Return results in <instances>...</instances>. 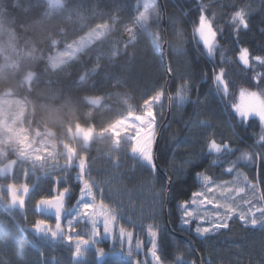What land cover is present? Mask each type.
Here are the masks:
<instances>
[{"label": "trees", "instance_id": "obj_1", "mask_svg": "<svg viewBox=\"0 0 264 264\" xmlns=\"http://www.w3.org/2000/svg\"><path fill=\"white\" fill-rule=\"evenodd\" d=\"M138 1L0 0V98L9 95L25 102L23 126L31 142L44 138L56 152L52 170L33 174L35 196L25 209L7 207L6 186L14 180L0 175V264H41V259L43 264H144L138 254L129 259L126 246L122 252L117 240L88 245L84 259L77 262L73 246L54 245L50 237L41 239L31 231L40 219L36 200L49 193L70 154L73 159L86 156L87 177L95 185L97 201L103 199L121 217L117 233L119 227L133 233V251L137 239L145 252L149 250V227L158 225L154 230L163 264H198L197 256L202 264H264V228L234 219L228 229L199 237L193 232L194 223L190 230H181L176 207L201 189L197 172L215 182L231 181L235 172H243L264 196V126L255 117L241 120L232 108L241 89L264 99V75L255 79V72L264 73V66L251 61L255 68H245L239 61L242 47L249 49L250 60L264 56V0H157L145 9L137 6ZM202 5L207 6L213 27L222 29L211 58L202 45L197 50L193 39ZM240 8L250 13L249 28L241 27L234 37L231 15ZM145 11L148 21L141 19ZM100 25L110 27L104 38L61 66H50L56 52ZM155 33L162 38L159 48L154 46ZM165 36L168 69L174 70L169 72V84L163 59ZM221 52L228 61L223 66L230 81L229 95L223 99L212 79L214 66L222 63ZM185 81L190 90L181 104L175 95ZM158 92L163 93L161 105L154 108L158 132L168 116L169 120L160 134L154 178L131 155L127 140L113 149L114 138L104 132L130 113L142 115L144 101ZM91 98L102 99L100 107L90 105ZM79 130L91 139L78 136ZM210 138L229 144L232 151L210 153ZM14 159L9 152L6 160L0 159V167L7 170ZM233 163L232 172L224 171ZM21 165V172L28 170ZM77 174L75 164L64 173L72 190L69 207L79 195ZM168 177L171 200L165 195ZM161 201L165 206L159 210ZM45 218L54 226L53 217ZM174 233L190 237L197 252ZM97 248H103L105 255L98 257Z\"/></svg>", "mask_w": 264, "mask_h": 264}, {"label": "snow or ice", "instance_id": "obj_2", "mask_svg": "<svg viewBox=\"0 0 264 264\" xmlns=\"http://www.w3.org/2000/svg\"><path fill=\"white\" fill-rule=\"evenodd\" d=\"M154 3V0H153ZM148 6L145 5V8ZM206 5H202L199 9V22L194 28L193 39L196 42L197 50L200 51V46L203 47V52L208 57H214L218 44V34L222 32V29L214 28L212 21L205 13ZM250 13L246 12L244 8H240L231 15V21L233 24L232 35L234 37L239 36V30L242 27L247 30L249 28ZM147 12L141 14V19L148 21ZM264 32V28H261ZM161 37L159 33L154 34V46L159 48L161 44ZM239 61L245 68H255V65L251 61H255L261 66H264V56L257 55L251 57L247 47L240 48ZM221 65L214 66L212 79L214 82V90L220 94V98L223 99L229 95L230 81L227 78V69L223 66L228 61L225 59L223 52H221ZM218 69V70H217ZM174 70L169 68V72ZM264 73L255 72V79L260 80ZM188 82L185 81L178 88L175 98L181 104L187 100V93L189 92ZM162 92H158L155 96L150 97L144 101L143 114L135 115L130 114L126 119L119 121L114 125L110 131L114 138L113 149L119 148L120 137L123 135L126 140L131 144L132 156L137 159L141 166L147 168L155 178L157 173V166L154 162V145L156 140V116L154 115L153 105L160 100ZM232 108L238 114L239 117L247 121L250 115L259 116L262 123H264V100H260L255 92H247L244 89L240 91V103L233 104ZM201 124L207 128L210 125L206 121H201ZM264 139V137H262ZM207 147L210 153L220 154L231 152L232 149L227 143H218L216 139L210 138L207 143ZM39 159V158H37ZM86 156L79 159H73L71 154L68 157L62 170L57 173L58 178L53 181V187L48 194L40 195L36 200L35 206L38 212H50L54 215V226L51 221L46 219H38L32 225L31 231H33L41 239L50 237L52 240L60 239L62 242L74 245V251L72 253L73 260L78 262V259L85 254V248L88 245H97L101 239L107 237L111 240L118 239L120 244V250L124 251L125 242H127L128 249L126 255L128 257L133 256L132 238L133 233L124 227L118 228V236L115 227L118 220L121 218L117 215L115 209L109 208L103 201L100 200L97 203L96 195L93 191V184L86 177L87 163ZM78 162V163H77ZM215 163V161H213ZM78 166L79 172L76 180L80 184L79 195L75 199V203L69 207L68 201L72 199L71 186L67 184V177L64 173L73 165ZM235 167L233 163L232 167L225 169L226 172H232ZM50 173H45L49 175ZM0 175H6V171L0 169ZM197 178L201 182L202 187L211 191L210 185L213 180L210 176L205 175L203 172L196 173ZM179 179V177H177ZM63 183V186H59ZM172 184V178L168 177L165 181V195L171 200L173 199L172 193L167 191V186ZM8 200L7 207L14 209L19 207L23 209L25 206V197L28 195L30 188L28 183L17 184L9 183L7 186ZM252 191H256V186L252 185ZM239 192H243L244 188H239ZM203 195L201 192H192L191 199H185L176 205L177 209L181 212V230H184L185 226L192 225L193 221H196L195 233L199 236L205 234L218 233L221 229L229 228V221L236 215V209L230 204H216V211L212 213V218L209 217L207 211H202L204 205V199L200 197ZM264 200V196L260 197ZM208 203H212L211 200ZM249 201H245V204H249ZM164 203L161 201L158 204V209L164 208ZM195 206V207H193ZM223 209V212L220 211ZM256 212H259V217L256 216ZM131 220V217H128ZM239 219L246 225L250 224L253 228L259 225L264 228V207L256 208L253 211L252 207H249L245 212L241 210L239 212ZM201 222L208 223L209 226H201ZM84 223L90 225V230L87 235L77 231L79 224ZM102 227V231H101ZM158 225L149 227L148 235L152 247L150 253L152 256L153 264H161V257L157 254V231L154 228ZM141 247V241L137 239L135 248ZM98 257L105 255L103 248H97ZM41 256L43 254L41 253ZM43 264V259H41Z\"/></svg>", "mask_w": 264, "mask_h": 264}, {"label": "rangeland", "instance_id": "obj_3", "mask_svg": "<svg viewBox=\"0 0 264 264\" xmlns=\"http://www.w3.org/2000/svg\"><path fill=\"white\" fill-rule=\"evenodd\" d=\"M156 1L157 0H154V2ZM152 4H153V0H139L137 6L145 9V5L150 6ZM109 31H110V27L107 25H100L88 31L84 36L78 38L77 41H74L71 44H69V46L65 48L64 50L56 52L55 55H53L50 59V66L52 68H57L61 66L68 60L69 57L75 56L79 53L84 52L86 48L89 47L92 43H94L95 41L101 38H104L105 35L109 33ZM257 96L260 100H264L258 94ZM162 101H163V98L160 97V100L153 105V111L156 105H161ZM238 103H240V95L238 97ZM25 112H26L25 102L12 98L9 95H5L0 98V159L1 161L6 160L8 158L9 152L14 154L15 156L14 160L18 162L15 163L13 160L12 165L5 171L7 173L8 172L13 173V170H15L17 180L19 179L21 175L28 174L32 176V174L41 172L44 169L46 171L47 168H50L52 170L53 168L52 160L55 161V158H56L55 150L51 149V147L48 144L49 142L46 141V139L44 138L38 139V143L31 142V138L28 135L27 130L23 126V117H24ZM130 114L124 116L123 118L118 120L116 123L111 125L104 133L106 135L112 136L110 129L114 125H116L119 121L126 119ZM252 117L257 118L261 122L259 116L254 115V114L250 115L247 121ZM239 118L243 120V118L241 117ZM261 124L264 126V123L261 122ZM155 127H156V137H157V132H158V122L157 121H156ZM123 139L126 140V138L122 135L120 137V144ZM113 144H114V141H113ZM21 164H25L26 166L30 165L32 170L22 173L21 168L23 166ZM76 168L79 172L78 166H76ZM87 171H88V166H87ZM85 178L88 179L87 172H86ZM10 179L15 180L14 177L13 178L11 177ZM199 183L201 185L200 181ZM252 185L256 186L255 192L252 191V187H251ZM93 186L95 187L94 184ZM94 187H93V191L96 195ZM210 187L212 189L211 191H208L207 188H204V187H201V189L197 191V192L203 193V195L200 197L201 199H204L205 201L204 205L202 206V211H207L210 218H212V213L217 210L216 204L218 203L219 204H230L232 207L236 209V215L233 217L232 220L234 219L240 220L239 212L241 210L246 212L249 207H252L253 211H255L256 208L264 207L263 201L260 199L261 193L259 191V187L257 186V184L250 182L243 172H240V171L235 172L234 177L231 181H227V182L213 181ZM239 188H244V191L239 192L238 191ZM209 200H211L212 203H208ZM245 201H249L250 203L245 204ZM97 203H99V201H97ZM220 211L223 212V209H220ZM256 216L259 217V212H256ZM193 223L196 225L197 222L193 221ZM195 225L193 228V232L196 236H199L195 233V230H194ZM201 226L207 227L209 226V224L205 222H201ZM246 226L252 227L250 224ZM114 227L116 229V226ZM191 227L192 225L185 226L184 229L190 230ZM255 228H261V227L257 225V227ZM89 230H90V225H87L84 223L79 224L77 227V231L81 232L84 235H87ZM101 231H102V227H101ZM206 235H210V234H205L204 236ZM117 236H118V233H117ZM199 237H203V236H199ZM116 240L118 241V239ZM57 241L59 242V244L67 245V246L70 245L74 247V245L64 243L60 239H57ZM105 241L113 243L115 240H111L105 237L101 239L97 245ZM156 242H157V237H156ZM148 243L150 244V248H151L152 245L150 242V237H148ZM97 245H89V246L96 247ZM125 246H126V251H127L128 249L127 242H125ZM132 247H133V241H132ZM149 250L145 252L143 245H141L139 249H135V251H133V256L138 254L141 256L142 260H144L143 261L144 264H147L146 260H148L150 264H153L152 256ZM157 254H158V244H157ZM128 258L130 259V257ZM161 264L163 263L161 262Z\"/></svg>", "mask_w": 264, "mask_h": 264}, {"label": "water", "instance_id": "obj_4", "mask_svg": "<svg viewBox=\"0 0 264 264\" xmlns=\"http://www.w3.org/2000/svg\"><path fill=\"white\" fill-rule=\"evenodd\" d=\"M159 1L162 3V0H159ZM163 24H164V27H165L166 26V16L165 15L163 16ZM167 52H168V44H167V37L165 36V44H164V47H163V59H164L165 66H166L167 71H168V82L167 83L169 84V82L171 80V75H170L169 69H168ZM89 103H90V105L98 108L102 104V99H99V98H91L89 100ZM168 120H169V116L167 117L165 123L162 125V127H161V129H160V131L158 133V136L156 138V141H155V145H154V162H155L156 166H157V163H156L155 155H156L157 148H158L160 134H161L162 130L165 128L166 123L168 122ZM78 136L83 137L86 140H90L91 139V136H86V134H84L82 132V130H79L78 131ZM169 189H170V185L168 186V191H169ZM36 212L39 215H45V214H48L49 213V212H38L37 209H36ZM174 234H175V236L177 238H180L181 240L185 241L191 247V249L193 250L194 253L197 252L196 247H195V244H194V241L190 237H188L186 235H183V234H180V233H174ZM197 261H198V264H202L199 256H197Z\"/></svg>", "mask_w": 264, "mask_h": 264}, {"label": "flooded vegetation", "instance_id": "obj_5", "mask_svg": "<svg viewBox=\"0 0 264 264\" xmlns=\"http://www.w3.org/2000/svg\"><path fill=\"white\" fill-rule=\"evenodd\" d=\"M31 78H33V77H31ZM28 87H30V85H28ZM17 163V162H16ZM28 167V170H25L24 172H28L29 170H32V168H31V166L29 165V166H27ZM6 168V167H5ZM0 169H3L4 170V167H0ZM23 173V172H22ZM2 176H10V177H14L15 178V180L12 182V183H17V184H23V183H28L29 184V188H30V191H29V193H28V195L25 197V206H24V208L23 209H25L27 206H28V204H32L31 202H33V199H34V196H35V191H36V189H35V187H34V180L33 179H31L32 178V176H33V174H32V176H30V175H28V174H26V175H21L20 177H19V179L16 181V171L15 170H13V173H7L6 172V175H2ZM72 201L71 200H69L67 203H68V206L70 205V203H71ZM35 208H36V206H35ZM18 209H19V207H18ZM35 211H36V209H35ZM37 213V212H36ZM49 216H51V217H53L54 218V215L52 214V213H49L48 214ZM40 216V215H39ZM45 216H47V215H45ZM43 218H45V217H43V216H40V219H43ZM45 219H47V218H45ZM52 240V239H51ZM52 241H54V245H56V244H59V242L57 241V240H52ZM84 257V256H83ZM83 257H81V258H79L80 260H83L84 258Z\"/></svg>", "mask_w": 264, "mask_h": 264}]
</instances>
